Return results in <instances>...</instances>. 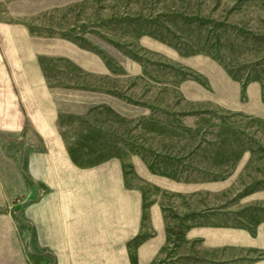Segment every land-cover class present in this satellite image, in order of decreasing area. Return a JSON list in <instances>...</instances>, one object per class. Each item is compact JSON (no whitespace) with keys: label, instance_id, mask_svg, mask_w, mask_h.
<instances>
[{"label":"rangeland","instance_id":"obj_1","mask_svg":"<svg viewBox=\"0 0 264 264\" xmlns=\"http://www.w3.org/2000/svg\"><path fill=\"white\" fill-rule=\"evenodd\" d=\"M0 264H264V0H0Z\"/></svg>","mask_w":264,"mask_h":264},{"label":"crops","instance_id":"obj_2","mask_svg":"<svg viewBox=\"0 0 264 264\" xmlns=\"http://www.w3.org/2000/svg\"><path fill=\"white\" fill-rule=\"evenodd\" d=\"M122 211L118 210V213H119V215H121L120 217H125L126 214H125V212H122ZM121 225L123 226V230H126V220L125 219L124 220H119V226H121ZM123 233H126V232H123ZM118 243H126V236L124 235L123 236V241H118Z\"/></svg>","mask_w":264,"mask_h":264}]
</instances>
